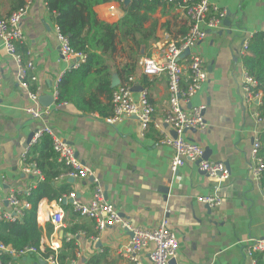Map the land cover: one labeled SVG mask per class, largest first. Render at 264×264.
<instances>
[{"label": "crops", "instance_id": "obj_1", "mask_svg": "<svg viewBox=\"0 0 264 264\" xmlns=\"http://www.w3.org/2000/svg\"><path fill=\"white\" fill-rule=\"evenodd\" d=\"M26 14L21 20L25 36L23 61L33 63L36 76L29 84L38 95H51L61 77L73 68L76 58H63L55 29V13L44 0H26ZM225 11L224 17L207 29L206 35L192 50L203 60L206 79L189 103L182 108L204 105V129L184 132L188 140L207 151L209 160L221 161L229 169L227 179L210 177L198 169L195 161L185 160L172 172L169 161L172 147L161 143L164 135L173 136L163 117L169 108L165 74L148 76L142 73L143 57H158L157 45L178 41L188 30L189 21L177 3L159 5L154 11L139 13L145 19L136 25L130 36L117 33V50L105 58L110 87L112 79L119 83L126 77V66L136 61L131 73V96L137 100L146 91L154 108L152 120L142 129L135 116L123 117L112 124L104 115L111 112L108 93L97 91L96 74L85 83L74 79L73 97L54 102L42 119H33L25 111L33 103L19 82V64L0 39V201L13 190L21 195L41 180L23 170V154L30 133L38 127L52 129L55 137L67 141L75 157L90 174L82 179L56 178L53 187L67 185L80 203L92 199L98 181L105 201L113 205L119 216L133 227L154 228L165 217L178 240L177 254L168 264H264V252L247 256L244 246L250 238L264 237V189L251 175L250 148L256 135L264 133V122L258 121L256 100L244 102L242 78L245 69L242 55L245 41L264 32V0H210ZM17 0H0V16L16 7ZM94 7L96 17L116 23L125 14L120 4ZM209 17L206 18L208 20ZM29 53V54H28ZM135 60V61H134ZM26 63V62H25ZM183 80L189 71L183 65ZM31 72H28L29 76ZM121 74V76L119 75ZM90 92H97L101 111L83 106ZM109 117V116H108ZM49 135V134H48ZM63 174V173H62ZM214 195L220 204L210 206L202 197ZM70 202L62 204L63 225L55 228L48 220L49 208L56 202L42 198L37 205L36 220L41 227L38 250L10 252L9 264H125L121 245L131 233L120 225L96 228L95 221L75 213ZM72 207V206H71ZM10 248V246L8 247ZM140 252V264H152L149 251ZM49 249L52 253L43 257Z\"/></svg>", "mask_w": 264, "mask_h": 264}, {"label": "built area", "instance_id": "obj_2", "mask_svg": "<svg viewBox=\"0 0 264 264\" xmlns=\"http://www.w3.org/2000/svg\"><path fill=\"white\" fill-rule=\"evenodd\" d=\"M45 1V0H44ZM177 3L179 7L183 8L185 15L189 21L187 32L176 42L165 41L157 45L160 52L158 57H143L140 65L143 74L148 76H157L165 74L167 78V89L169 94V108L163 117L164 123L175 132L176 137L168 134L164 135L161 143H165L172 147L173 155L169 161V168L172 172L182 166L185 160L189 159L195 161L198 169L210 177H217L219 179H227L230 175L228 167L221 161H214L203 159L204 149L183 136L184 132L190 129H204L206 126L203 111L204 105L193 106L187 109L182 108L183 103H189L193 95H195L201 87V84L206 79V70L203 66V60L193 54V49L203 40L206 35V30L215 27L217 23L224 17L225 11L219 9L210 0H168ZM124 0H114L110 4V9H114L115 4L123 3ZM28 2L8 16H0V39L2 40L5 49L14 56L19 64V82L20 85L27 90L28 97L32 101V105L25 108V111L33 119H42L49 113L48 107H43L38 101L37 91L29 89V83L24 80L28 78L32 81L36 76L31 72L33 63L28 59L25 65H21L20 57L15 54V44H23L25 36L21 28V20L26 14ZM208 20H206V18ZM57 39L59 41L60 54L63 58H76L77 60L72 64L73 68H78L85 61V54L74 51L68 42L65 35L61 34L55 25ZM248 42L245 41L243 50H246ZM189 50L187 55L181 56L186 50ZM29 54V53H28ZM183 65L188 67L190 83L186 89L181 87L183 80ZM28 72H31L30 76ZM132 77L128 78V82L118 84L111 95L112 114L105 120L112 124L119 121L123 117L135 116L141 128H147L152 120V113L154 108L148 100L147 92L144 90L139 94L137 100L131 96L130 81ZM1 84V72H0ZM257 87V81L250 75L245 73L242 78V96L244 102H251L256 100L260 102V92L254 91ZM53 97H57L56 87L53 90ZM258 121L264 122V117L257 115ZM49 134L53 150L57 155V159L63 162L64 165L70 169L68 172L61 174L72 179H82L90 174L87 167L80 164L75 157L72 146L65 140L55 137L52 129L48 127H38L33 132L27 149L23 154H27L28 148L34 144L42 134ZM260 150L259 135H256L251 144L250 158H251V175L259 181L262 172L264 171V162L258 155ZM24 172L35 176L37 180L42 179L40 171L36 165L25 163L23 167ZM264 195V192H263ZM65 199H70V204L75 211L81 216L91 218L95 221L96 228L103 230L108 225L118 224L123 229L131 233L127 243L121 245L119 252L126 259L125 264H140L139 257L142 249L152 245L149 251V259L152 264H168L169 260L174 258L177 254L178 240L174 232L169 228L168 221L163 217L154 228L133 227L127 221H124L116 209L105 201L103 190L96 181L94 185V192L92 199L88 203H80L74 192ZM201 201L210 206H217L220 204V199L214 195L202 197ZM6 205L3 206L0 201V221L3 219L15 220L20 217L22 210L29 206V203L23 201L20 195L11 190L6 199ZM56 202V201H55ZM64 213L61 203L56 202L55 208H49L48 220L53 227L58 228L63 225ZM3 251L13 252L10 248L0 244V254ZM24 252V251H22ZM20 252V253H22ZM264 252V237L250 238L244 246V253L247 256H252L254 253ZM51 264H57L56 261L49 257ZM196 264V263H191Z\"/></svg>", "mask_w": 264, "mask_h": 264}, {"label": "trees", "instance_id": "obj_3", "mask_svg": "<svg viewBox=\"0 0 264 264\" xmlns=\"http://www.w3.org/2000/svg\"><path fill=\"white\" fill-rule=\"evenodd\" d=\"M112 1L114 0H45L49 11L54 12L56 15L55 25L60 33L67 37L70 47L86 56L85 61L77 69H72L61 77L56 86L58 102L69 100L73 97L74 87H70V84L74 79H78L77 82L83 81L85 83L87 77L95 76L91 75L93 72L96 74L97 91L108 93L111 105V95L115 88L110 87L108 66L105 64V58H109L117 50V33L121 32L130 36V32L133 33L135 31L136 25H140L145 19V16L139 13L142 9L144 12H150L154 11L159 5L170 2L168 0H130L127 5L124 2L121 3L125 14L116 23L99 20L94 12V7ZM26 2V0H17L16 7L10 13L24 7ZM24 53L25 49L22 44H15V54L20 57V62L23 66L26 62L23 61ZM242 64L247 74L257 81V87L254 91L261 94L258 114L264 117V32L255 33L248 39V46L242 55ZM135 67L136 61H132L126 66V77L119 84L128 82V78L132 77L131 73L135 70ZM119 75L121 76V74ZM24 80L28 83L30 82L28 75ZM189 83V79L186 82L182 80L181 87L186 89ZM29 89L34 91L35 87L30 83ZM83 106L99 112H102V107H107V105H102L97 92H90L89 96L84 100ZM111 114L112 107L111 112L106 113L104 116L108 117ZM259 140L260 150L258 155L264 162V133L259 135ZM25 157V163L33 162L36 165L43 180L31 188L30 191L21 195L23 201L28 202L29 206L22 210L20 217L15 220L3 219L0 221V244L6 247L10 246L14 253L29 249L38 250L42 231L36 220L39 201L46 197L50 202L61 203L64 196H68L73 192L67 185L53 187V181L60 174L68 172L70 168L64 165L63 162L58 161L50 135L42 134L28 148ZM259 182L264 189V171ZM70 208L73 209L71 205ZM75 213L80 215L77 211ZM9 253V251L1 252L0 264L10 263L12 256ZM51 253V250L46 249L42 256L46 258Z\"/></svg>", "mask_w": 264, "mask_h": 264}, {"label": "water", "instance_id": "obj_4", "mask_svg": "<svg viewBox=\"0 0 264 264\" xmlns=\"http://www.w3.org/2000/svg\"><path fill=\"white\" fill-rule=\"evenodd\" d=\"M130 0H124V4L127 5L129 3ZM189 53V50L186 49L182 54L181 56H184V55H187ZM119 84V79L116 77L115 79L113 78L112 79V86H117ZM38 101L41 105L43 106H49L50 104H52L54 102V98L51 96V95H47L44 96V95H41L38 97ZM191 130V129H190ZM196 130V129H194ZM172 131V130H171ZM173 133V137H176V134L174 131H172ZM33 137V132L29 134L28 136V139H27V144H29L31 138ZM207 151H204V154H203V159H206L207 158ZM71 200L70 199H65L63 198L62 199V204H66L67 202H70Z\"/></svg>", "mask_w": 264, "mask_h": 264}]
</instances>
